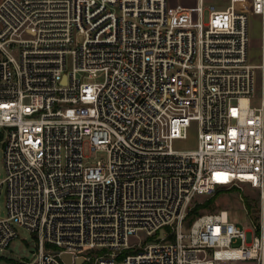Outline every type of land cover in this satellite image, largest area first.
<instances>
[{"label":"built area","instance_id":"built-area-1","mask_svg":"<svg viewBox=\"0 0 264 264\" xmlns=\"http://www.w3.org/2000/svg\"><path fill=\"white\" fill-rule=\"evenodd\" d=\"M205 8L0 0V249L22 226L38 251L21 264H264V0ZM193 124L196 146L176 148ZM242 186L259 193L251 227L227 209L189 219L196 197Z\"/></svg>","mask_w":264,"mask_h":264},{"label":"rangeland","instance_id":"rangeland-1","mask_svg":"<svg viewBox=\"0 0 264 264\" xmlns=\"http://www.w3.org/2000/svg\"><path fill=\"white\" fill-rule=\"evenodd\" d=\"M198 0H170L172 5H196ZM229 3V0H204L205 4V22L208 21L209 8L211 4L219 6H225ZM261 35H262V18L259 15L250 13V53L249 58L252 63H262V51H261ZM259 77L261 70H258ZM260 85V80L258 81ZM255 102L259 103L260 98H257ZM197 144L196 124H193L189 138L185 140H176L174 145L179 149L194 148ZM85 153L92 158V161L98 159H106L107 151L105 150H92L91 147L85 145ZM6 176V169L4 163V144L0 141V180H3ZM247 202L251 203L252 208L259 206V193L258 191L251 189L248 186L233 187L230 189H220L215 194L210 196H198L195 198L192 207L190 209L189 219L209 212H216L219 209L228 210V218L231 222H234L240 226L251 227L252 222L247 214ZM249 208V209H252ZM6 185L3 186L0 193V216H6ZM257 222V220H254ZM18 236L15 237L9 247L0 249V264H21L20 261L30 262L36 257L38 251V238L35 233L29 229L18 226ZM155 237H147L145 234H141V237L134 239V242L141 245H146L149 241L154 240ZM240 245V241L235 243V246ZM137 247L136 249H138ZM135 248L129 249L127 253H134ZM224 264H248L243 261L235 262H223Z\"/></svg>","mask_w":264,"mask_h":264},{"label":"water","instance_id":"water-1","mask_svg":"<svg viewBox=\"0 0 264 264\" xmlns=\"http://www.w3.org/2000/svg\"><path fill=\"white\" fill-rule=\"evenodd\" d=\"M65 82H66V76L64 77V83H65ZM163 232H164V230L162 229V230H161V235H163ZM63 258L66 260V262H67L68 264L71 263L72 256H71L70 253H64V254H63ZM82 262H83V258H79V259L77 260V263H78V264H81Z\"/></svg>","mask_w":264,"mask_h":264},{"label":"crops","instance_id":"crops-1","mask_svg":"<svg viewBox=\"0 0 264 264\" xmlns=\"http://www.w3.org/2000/svg\"><path fill=\"white\" fill-rule=\"evenodd\" d=\"M243 262H247L248 264H257L255 261H243ZM224 264V263H222ZM227 264H233V263H227Z\"/></svg>","mask_w":264,"mask_h":264},{"label":"trees","instance_id":"trees-1","mask_svg":"<svg viewBox=\"0 0 264 264\" xmlns=\"http://www.w3.org/2000/svg\"><path fill=\"white\" fill-rule=\"evenodd\" d=\"M247 205H248L249 208H252L251 203L247 202ZM252 209H256V208H252ZM189 215H190V212H189ZM192 219H193V218H192Z\"/></svg>","mask_w":264,"mask_h":264}]
</instances>
